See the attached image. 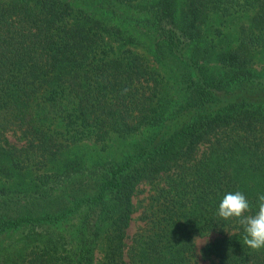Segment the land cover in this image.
I'll return each instance as SVG.
<instances>
[{
    "label": "trees",
    "instance_id": "16d2710c",
    "mask_svg": "<svg viewBox=\"0 0 264 264\" xmlns=\"http://www.w3.org/2000/svg\"><path fill=\"white\" fill-rule=\"evenodd\" d=\"M179 3L0 0V264H128L142 184L129 264H195V237L210 231L202 253L216 264H264L238 219L218 215L228 192H243L250 214L264 194V76L251 60L264 50V0ZM250 8L233 42L222 27L206 37L214 12ZM139 31L154 61L194 76L187 95L133 48ZM144 131L119 160L76 149ZM71 213L78 222L60 228Z\"/></svg>",
    "mask_w": 264,
    "mask_h": 264
},
{
    "label": "rangeland",
    "instance_id": "374dc122",
    "mask_svg": "<svg viewBox=\"0 0 264 264\" xmlns=\"http://www.w3.org/2000/svg\"><path fill=\"white\" fill-rule=\"evenodd\" d=\"M180 6L183 5L184 0H179ZM255 8H250L245 12L238 11L233 15H229L223 17L220 13L214 12L211 14L205 22V33L207 34L206 37L212 36L213 32H215L217 27L224 28L225 39L223 36V43L233 42L234 38L238 36L240 30V23L249 24L250 16L254 13ZM122 18L117 20L114 19L115 22H121ZM136 35L141 38V42L138 44H133V48L139 52L144 53L147 58L151 61L152 65L155 68L161 69H168L173 70V73L176 74V80L173 81L171 85L172 91L174 96L182 97L187 95L186 91H189V88L194 82V76L189 77L188 79L182 80L181 77L178 76L179 72H183L184 68L179 67V70L174 68L175 62L171 64V66H162L161 62L153 60V54L150 47V37L147 34H143V32H135ZM134 33V34H135ZM170 59V57H167ZM252 68L254 69L255 73H260V76H264V50H258L252 56ZM208 64V63H207ZM175 97V98H176ZM146 131L141 132L139 134H135L133 136H128L127 138L121 137H113L111 141L108 142L107 147H101L103 143L94 144L93 142L83 141L80 142L79 145L76 147L79 152L84 154L90 158H98L97 160L103 161L105 158L110 159H121L124 154L131 152L134 148V144L139 142L143 137H145ZM8 138L12 143L17 145L21 144L22 141L16 136V134L8 133ZM0 145L4 146L3 140L0 139ZM3 156L0 155V158ZM30 175H35L36 172L30 170ZM16 178H14L15 180ZM26 179H20L17 183H24ZM0 184H3L0 182ZM141 191H138L134 196V202L138 205V208L132 213V218L129 222V225L126 228V236L124 241L126 245H130L132 242V237L138 227L143 223V221L139 218V214L141 211L140 201L146 196L149 192V187L147 185H141ZM79 220V214H69L66 219H64L63 223L60 225V228L65 229L67 228V224L77 223ZM219 233L217 231H210L205 234L197 235L195 237V255L193 257V261L195 264H216V259L213 256H208L207 254L202 253V248L206 245V243L212 240L215 236ZM128 246L124 249L123 259L129 264L130 258L129 253L127 252ZM100 255L99 253H97ZM100 259L94 260L95 264H98Z\"/></svg>",
    "mask_w": 264,
    "mask_h": 264
},
{
    "label": "clouds",
    "instance_id": "9594fccd",
    "mask_svg": "<svg viewBox=\"0 0 264 264\" xmlns=\"http://www.w3.org/2000/svg\"><path fill=\"white\" fill-rule=\"evenodd\" d=\"M257 210L254 214L252 206L241 191L228 192L219 204L218 215L228 220L237 218L244 228L243 242L254 250L264 249V194L258 196Z\"/></svg>",
    "mask_w": 264,
    "mask_h": 264
}]
</instances>
